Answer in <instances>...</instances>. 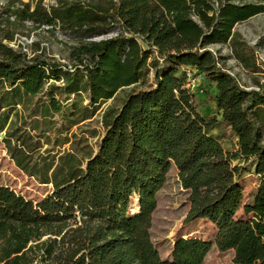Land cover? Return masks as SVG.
Masks as SVG:
<instances>
[{"label":"trees","instance_id":"trees-1","mask_svg":"<svg viewBox=\"0 0 264 264\" xmlns=\"http://www.w3.org/2000/svg\"><path fill=\"white\" fill-rule=\"evenodd\" d=\"M260 14L264 0L3 6L0 17L17 26L85 36L70 48L74 65L28 58L0 40V133L16 166L53 186L37 203L0 186V264H205L214 245L233 250V264H264V83L244 88L211 49L228 46L255 70L254 50L236 28ZM186 67L209 85L192 91L180 75ZM150 71L153 87L138 89ZM127 88L118 109L103 111L104 133L90 134L85 124L98 107ZM229 136L238 148L225 145ZM249 161L263 182L244 202ZM172 163L188 193L185 223L209 220L217 236L181 238L164 259L150 216Z\"/></svg>","mask_w":264,"mask_h":264},{"label":"rangeland","instance_id":"rangeland-1","mask_svg":"<svg viewBox=\"0 0 264 264\" xmlns=\"http://www.w3.org/2000/svg\"><path fill=\"white\" fill-rule=\"evenodd\" d=\"M15 0H0V9L3 6L10 7ZM23 2H31L32 8L35 7L37 0H21ZM89 1V0H85ZM45 7L50 8L56 4V0H43ZM7 16L0 17V40L11 46L17 51L27 54L28 58L39 57L49 62H59L74 65L75 62L71 57V47L78 45L80 39L85 36L84 33H77L70 29H49L42 27L34 28L31 24L17 26L6 20ZM13 21V20H11ZM118 29H111V35H114ZM236 31L242 34L244 40L254 50V57L257 68L245 69L235 58L228 46H212L211 49L219 51V61L226 69L236 76L240 84L248 89H257L259 85L264 83V14L258 15L242 24H239ZM110 36V35H109ZM109 36H105L109 37ZM8 37H13L12 41ZM102 39V38H101ZM181 76L187 77V86L194 92L197 87L209 85V82L203 79L194 68H181ZM154 85L153 75L150 71L145 79L137 85L138 89H150ZM131 92V88L121 90L116 100L103 102L99 107L94 118L85 125L87 131L92 134L97 131L98 135L104 133L101 125L103 111L110 105L118 109L125 98ZM198 97L204 100L203 94L198 93ZM19 111L23 110L21 106ZM16 116H11L10 125L15 122ZM9 126V125H8ZM12 128V126L10 127ZM263 143H264V129ZM6 130L0 133V186L9 188L17 195L33 201L39 202L52 193L53 186L51 184H43L34 177L26 175L14 163L8 154L4 137ZM96 147L98 137L90 139ZM237 138L229 136L224 140L227 147L238 148ZM48 146H44L43 150ZM249 173L242 178L245 199L248 202L256 189L262 184L263 178L258 175L253 166V161L247 163ZM157 205L151 213V237L161 253L162 258L170 259L171 251L177 240L181 238H200L206 241L215 242L217 236V227L209 220L198 219L194 222L185 223L187 213L189 211L188 193L182 188L178 178V170L172 163L165 174V183L156 195ZM136 201V200H135ZM134 204V212L135 206ZM136 213V212H135ZM242 211L240 212V214ZM234 251H219L214 245L209 252L205 264H233Z\"/></svg>","mask_w":264,"mask_h":264},{"label":"bare ground","instance_id":"bare-ground-1","mask_svg":"<svg viewBox=\"0 0 264 264\" xmlns=\"http://www.w3.org/2000/svg\"><path fill=\"white\" fill-rule=\"evenodd\" d=\"M139 203H138V201H137V203H136V206H135V212L136 213H139Z\"/></svg>","mask_w":264,"mask_h":264},{"label":"crops","instance_id":"crops-1","mask_svg":"<svg viewBox=\"0 0 264 264\" xmlns=\"http://www.w3.org/2000/svg\"><path fill=\"white\" fill-rule=\"evenodd\" d=\"M260 15H261V14H260ZM257 16H258V15H257ZM255 17H256V16H255ZM253 18H254V17H253ZM251 19H252V18H251ZM20 107H21V106H18V108H20ZM18 108H17V109H18ZM18 111H19V109H18ZM19 113H20V115L23 114V110H22V111L20 110Z\"/></svg>","mask_w":264,"mask_h":264},{"label":"built area","instance_id":"built-area-1","mask_svg":"<svg viewBox=\"0 0 264 264\" xmlns=\"http://www.w3.org/2000/svg\"><path fill=\"white\" fill-rule=\"evenodd\" d=\"M11 20H15V18L14 17H11ZM26 24H31L32 25V23H30V22H28V23H26ZM33 26V25H32Z\"/></svg>","mask_w":264,"mask_h":264}]
</instances>
